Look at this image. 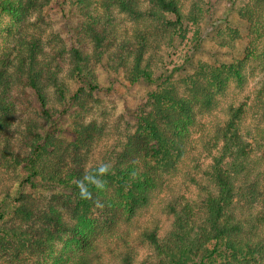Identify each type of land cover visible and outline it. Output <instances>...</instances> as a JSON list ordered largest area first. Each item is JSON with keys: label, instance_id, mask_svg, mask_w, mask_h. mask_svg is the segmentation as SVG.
<instances>
[{"label": "trees", "instance_id": "obj_1", "mask_svg": "<svg viewBox=\"0 0 264 264\" xmlns=\"http://www.w3.org/2000/svg\"><path fill=\"white\" fill-rule=\"evenodd\" d=\"M36 1L0 0V15L13 19L22 17ZM88 1L91 0H73V3L88 18L87 27L94 39L96 55L102 56L114 45L113 69L123 70L131 84L157 80L150 64L152 52L159 47L153 36L171 32L172 36L177 34L184 39L189 31L187 26L196 27L201 17L199 0L191 3L183 14L177 0H150L145 12L132 0H125L121 1L119 9L136 20L143 17L152 21L155 35L137 27L139 44L131 43L128 37L120 41L114 37L104 40L92 14H85ZM102 2L109 9L110 0ZM238 12L250 26L243 58L219 65L200 61L195 71L185 77L165 78L161 90L150 93L151 111L139 116L135 131L127 136L121 155L114 163H110L111 157H105L100 164H84L89 152L84 139L95 126L88 123L76 124L73 130L72 167L58 164L60 141L55 136L58 121L47 107L48 83L63 105V113L71 105L83 109L78 102L80 95L85 93L86 87L90 91L98 88L94 83L95 72L88 56L75 47L68 80L59 77L60 69L48 73L49 65L38 60L39 36L26 41L24 50L28 62L26 66H19L18 71L25 74V83L34 92L41 113L38 114L40 120L27 125L31 148L24 161L14 159L15 165L27 172L25 183L31 187L39 185L68 192L64 196V207L71 223L62 221L52 201L40 209L37 200L18 190L1 204L12 207L13 215L22 223H37L33 226H42L47 233H37L34 228L29 233L22 226L0 227L1 257H10L11 263L17 260L15 264H24L33 253H44L42 248L51 247L49 240L55 232H69L83 250L72 264H90L88 253H95L103 243L98 237L110 238L109 233L105 236V231L128 221L138 209L149 204L156 190L167 187L165 176L173 174L191 154L195 135H201L205 126L200 117L213 108L230 79L241 87L248 78L245 69L251 63H259L264 69V0H246V5ZM197 31L192 41L195 49L201 36ZM226 47L234 45L226 44ZM69 85L76 87L71 89ZM239 112L236 110L234 116H242ZM240 119L237 118L236 124L234 121L236 128L230 129L228 136L222 133L225 143L214 162L204 170L205 183L198 188L196 196L183 203L173 198L165 203V212L172 216L167 232L162 237L157 235L156 229L141 233L152 247L154 264H264V167L251 164L253 153L258 150L238 134ZM258 134L256 145L262 148L264 157V128ZM210 140L216 141L219 137L216 134ZM5 215L0 211V218Z\"/></svg>", "mask_w": 264, "mask_h": 264}, {"label": "rangeland", "instance_id": "obj_2", "mask_svg": "<svg viewBox=\"0 0 264 264\" xmlns=\"http://www.w3.org/2000/svg\"><path fill=\"white\" fill-rule=\"evenodd\" d=\"M121 1L125 0H110L109 9L103 6L102 0L87 2L85 14H92L104 40L114 37L120 41L122 37H128L131 43L139 44L136 41L137 27L155 35L154 27L150 24L152 21L143 17L136 20L121 11ZM132 1L142 12L150 7V0ZM194 1L197 0H177L182 14ZM199 5L201 17L198 27L188 25L189 31L184 39L177 34L172 36L171 32L152 37L159 45L152 52L150 61L153 77L157 80L135 84L128 82L123 70L113 69L114 45L102 56L96 55L94 39L87 27L88 18L73 0H37L22 17L13 19L6 14L0 15V211L6 214L0 218V227L22 226L29 233L33 228L37 233H47L42 226H33L37 223H22L20 218L13 215L12 207L1 204L15 196L18 190L37 200L40 209L46 202L52 201L59 209L62 221L71 223L64 207V196L68 192L39 185L38 188L31 187L25 183L27 172L15 165L14 159L24 161L31 148L32 138L27 134V125L33 120H40L38 114L41 113L34 92L25 83V74L18 71L19 66H26L28 62L24 50L26 41L34 35L39 36L38 60L49 65L48 73L60 69L59 77L68 80L72 66L71 53L75 47L88 56L95 72L94 83L98 88L90 91L86 87L85 93L80 95L78 102L83 109L71 105L63 113V105L59 104L53 87L48 83L47 107L58 121L55 126V136L60 141L58 164L65 168L72 167L73 130L76 124L88 123L95 126L89 137L84 139L89 148L84 164L97 165L105 157H111L109 161L114 163L121 155L127 136L135 131L139 116L151 111L150 93L161 90L165 78L185 77L195 71L200 61L219 65L245 55L250 26L238 10L246 5V0H199ZM196 30L201 36L200 44L195 49L192 41ZM226 44H233L234 47L227 48ZM245 73L248 78L241 87L230 79L225 91L217 96L213 108L205 111L203 117L199 116V120L205 124L202 126L203 132L195 135L191 154L185 157L173 174L165 176L167 187L156 190L149 204L138 209L128 221L120 223L118 228L116 226L111 231H105V236L109 233L110 238L103 240L104 235L99 236L103 243L99 242L95 253L87 251L90 264H154L152 247L141 233L156 229L157 235L162 237L167 232L172 216L165 212V203L172 198L183 203L196 196L198 188L205 183L204 170L214 162V157L225 143L221 138L222 133L228 136L230 129L233 131L236 128L234 121L236 124L237 118H241L238 121V134L258 150L253 153L251 164L258 167L263 164L264 167L262 148L256 145L258 133L264 128V69L254 62L245 69ZM75 87L71 85L69 88ZM236 110L242 112V116H234ZM47 130H50L49 127ZM216 134L219 140H210ZM48 230L54 231L51 228ZM49 244H52L51 247L42 248L44 253H33L24 264H72L78 254L83 253L69 232H55ZM15 261L11 263L10 257L0 256V264H15Z\"/></svg>", "mask_w": 264, "mask_h": 264}]
</instances>
